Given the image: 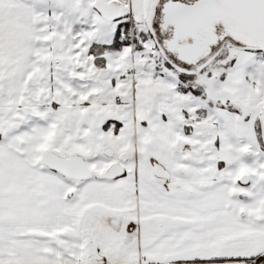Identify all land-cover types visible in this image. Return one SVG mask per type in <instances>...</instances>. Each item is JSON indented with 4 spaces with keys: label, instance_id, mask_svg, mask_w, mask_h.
I'll return each mask as SVG.
<instances>
[{
    "label": "snow or ice",
    "instance_id": "obj_1",
    "mask_svg": "<svg viewBox=\"0 0 264 264\" xmlns=\"http://www.w3.org/2000/svg\"><path fill=\"white\" fill-rule=\"evenodd\" d=\"M0 264H264V0H0Z\"/></svg>",
    "mask_w": 264,
    "mask_h": 264
}]
</instances>
